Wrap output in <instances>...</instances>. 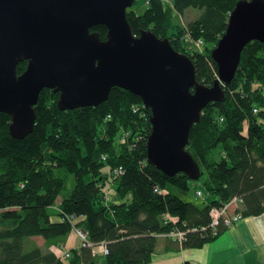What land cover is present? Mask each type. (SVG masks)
I'll use <instances>...</instances> for the list:
<instances>
[{"label":"trees","instance_id":"trees-1","mask_svg":"<svg viewBox=\"0 0 264 264\" xmlns=\"http://www.w3.org/2000/svg\"><path fill=\"white\" fill-rule=\"evenodd\" d=\"M171 1L177 14L188 8L201 11L188 27L214 47L240 0ZM145 3L141 13L126 11L132 34L150 30L160 39L167 38L175 51L190 58L196 80L210 84V66L215 72L217 69L209 52L208 63L184 43L186 35L172 23V8L157 13L158 0ZM91 32L105 40V27L97 26ZM25 67V62L18 64L17 74ZM224 92L223 102L203 109V115L209 111V117L201 115L186 147L200 167L199 179L203 170L207 174L202 189H196L202 198H209L203 208L168 190L175 187L187 192L190 180L185 175L167 177L147 164L150 112L126 91L112 89L107 101L98 107L58 111V94L44 89L34 107V129L22 140L9 136L10 118L0 113V264H96L90 247L68 251L67 259L49 250L50 246L60 247L74 228L86 232L91 244L105 243L106 264H147L156 251L157 237L172 231L185 232V237L182 243L166 244L171 250L198 249L216 241L228 228L220 226L216 236L209 235V211L234 197L239 199L241 219L262 215L264 43L253 41L243 48L235 76ZM133 105L141 112L133 111ZM220 119L223 123H218ZM120 138H125L124 144ZM218 147L226 155L211 162V152ZM61 172L72 176L74 186L57 209L54 205L65 184ZM158 188L167 193H158ZM107 190H113V196ZM124 196L131 200L129 204ZM110 197L123 203L109 204ZM31 238L42 240L44 248L29 247L27 240Z\"/></svg>","mask_w":264,"mask_h":264},{"label":"water","instance_id":"water-1","mask_svg":"<svg viewBox=\"0 0 264 264\" xmlns=\"http://www.w3.org/2000/svg\"><path fill=\"white\" fill-rule=\"evenodd\" d=\"M134 0H0V113L9 136L32 133L42 90L58 94V111L98 107L112 89L138 97L150 112L146 162L167 177H200L186 151L203 109L224 101L241 52L264 43V0H240L210 53L217 69L211 86L196 80L195 67L167 38L150 30L132 34L126 18ZM106 29L105 40L91 30ZM25 70L17 74L20 63Z\"/></svg>","mask_w":264,"mask_h":264},{"label":"crops","instance_id":"crops-1","mask_svg":"<svg viewBox=\"0 0 264 264\" xmlns=\"http://www.w3.org/2000/svg\"><path fill=\"white\" fill-rule=\"evenodd\" d=\"M117 202L116 197H111V204ZM169 242L173 240L158 236L156 251L147 264H264V213L241 219L216 241L198 249L171 250L166 246ZM80 248V239L71 232L60 247L50 246L49 250L61 254ZM91 251L97 258L96 264H106L101 245Z\"/></svg>","mask_w":264,"mask_h":264},{"label":"rangeland","instance_id":"rangeland-1","mask_svg":"<svg viewBox=\"0 0 264 264\" xmlns=\"http://www.w3.org/2000/svg\"><path fill=\"white\" fill-rule=\"evenodd\" d=\"M158 5L160 7H157L156 8V12L157 13H158V11L160 12V11L166 10L168 7L169 8H172V11H173V2L171 0H158ZM130 9H133L137 13H141L145 9V0H134V4H133V6ZM127 10H129V9H127ZM200 14H201V11L200 10L193 9V8L186 9V11L183 14H177L175 11H173L172 12V15H173L172 23H174V25H177V26L180 27V29H182V31L184 32L183 33L184 36L185 35H188V37L192 41H194V42L197 39H200L204 43L205 46L201 50H195V49L194 50L197 52L196 55H203L207 59V62L209 63L210 62V59L208 57V52H209V56H210V53L215 48V46L213 47L207 41L199 38L196 34H193L191 32V30L189 29V27H188V25L190 23H193L194 21H196L198 19V17L200 16ZM156 18L157 17H155L154 19H156ZM154 25H155V21L152 22L151 27H153ZM183 39H184V37H183ZM210 71H211V73H213V75H212V78H211V80L209 82L210 84H206V86H210L212 84V82L215 79H217V72H215L213 70L212 66H210ZM207 113L205 114L206 116L203 115V112H202L201 115H203V117H209V115H207ZM218 123H223L222 119L218 120ZM192 149H193V147H192ZM225 155H226V152L221 147H218L217 149H214L211 152L210 161L211 162H216V161L220 160L221 158L225 157ZM202 173H203L202 179H198L197 181H190V183H189V190L187 192L183 193L182 191H180L179 189H177L175 187H169L168 190H171L176 196H178L183 201L190 202V203H192L193 205H195L198 208H203L206 205V203L209 201V198L206 197V196H204V198H198L194 194V192L196 191V189H199V188L202 189V180L205 179L206 178L205 176L207 175L204 170L202 171ZM60 176L62 178H64L65 184H64V189L62 191V197H59L56 200V203L54 205L57 209L60 208V203L64 199L63 197L65 195H68L70 193V191L72 190L73 186H74V180H73L72 176H68V175H66L63 172L60 173ZM107 193H109L110 196H113L112 194L114 192H113V190H107ZM124 199H125V201L128 204L131 201L126 196L123 197V200ZM123 200H118V202L115 203V204H121V203H123V202H121ZM107 201H108L109 204H111V197ZM231 208L234 209V210H235V208L238 209L239 208V205L237 203H235ZM239 221H241V219ZM73 232L74 231H72V233ZM27 244H28L29 247H33L35 245L36 246L39 245L42 248V247L45 246V243L42 242V240H40L39 238H31V239H28L27 240ZM100 245H105V243H101ZM66 252H68V251H64L61 254H60V252H58L57 255L59 257H61V256L63 257V254L66 253ZM102 254H103V250H102Z\"/></svg>","mask_w":264,"mask_h":264},{"label":"built area","instance_id":"built-area-1","mask_svg":"<svg viewBox=\"0 0 264 264\" xmlns=\"http://www.w3.org/2000/svg\"><path fill=\"white\" fill-rule=\"evenodd\" d=\"M146 4V3H145ZM184 42L187 46L192 47L195 50H201L205 45L204 43L200 40L197 39L195 42L192 41L188 35L185 36ZM142 104V103H141ZM144 108V106L142 105ZM133 111L140 113L141 108L137 105H133L131 107ZM145 109V108H144ZM255 113V110H254ZM144 115L141 113V116ZM120 143L124 144L125 143V138H120ZM117 175L121 174V170L116 171ZM158 189H155V191H158ZM158 193L161 194H166L167 192L165 190H159ZM195 195L199 198H202V192L200 190L195 191ZM239 199L237 197L232 198L229 202L226 204L220 206V207H214L210 209L209 211V217H210V224L208 225V229L210 230V234L212 237L217 235V230L220 226H224L226 228L232 227L235 225L239 220L241 219V216L237 209L235 208L232 209L231 207L237 203L238 204ZM169 221L176 222V220H173L172 218L166 217ZM75 221V220H74ZM77 237L81 240V246L82 247H90L93 248L95 244H92L88 242L87 240V233L84 232L81 229H75L73 230ZM202 231H205V229H202ZM166 237H169L173 241H177L178 243H182L185 237V232L181 231H172L171 233L165 235ZM100 245V244H98ZM102 250H103V255H107L108 251L106 248V245H101ZM63 257L65 259L69 258V254L66 252L63 254Z\"/></svg>","mask_w":264,"mask_h":264},{"label":"clouds","instance_id":"clouds-1","mask_svg":"<svg viewBox=\"0 0 264 264\" xmlns=\"http://www.w3.org/2000/svg\"><path fill=\"white\" fill-rule=\"evenodd\" d=\"M130 9V8H129Z\"/></svg>","mask_w":264,"mask_h":264}]
</instances>
